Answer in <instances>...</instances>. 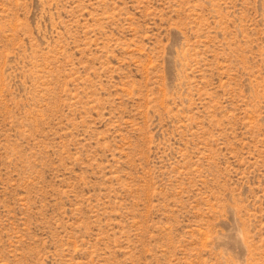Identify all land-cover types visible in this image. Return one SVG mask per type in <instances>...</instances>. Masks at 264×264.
I'll return each mask as SVG.
<instances>
[{
    "label": "rangeland",
    "instance_id": "1",
    "mask_svg": "<svg viewBox=\"0 0 264 264\" xmlns=\"http://www.w3.org/2000/svg\"><path fill=\"white\" fill-rule=\"evenodd\" d=\"M0 264H264V0H0Z\"/></svg>",
    "mask_w": 264,
    "mask_h": 264
}]
</instances>
